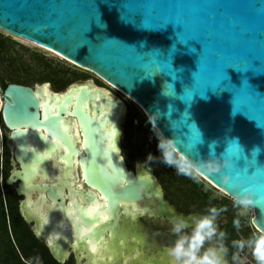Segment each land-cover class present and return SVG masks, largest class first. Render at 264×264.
Masks as SVG:
<instances>
[{
    "label": "water",
    "instance_id": "1",
    "mask_svg": "<svg viewBox=\"0 0 264 264\" xmlns=\"http://www.w3.org/2000/svg\"><path fill=\"white\" fill-rule=\"evenodd\" d=\"M0 29L90 69L148 117L158 112L154 125L193 161L231 158L229 184L203 177L230 197L241 180L254 188L251 220L264 230V0H0ZM0 93L6 183L57 260L75 238L78 258L90 256L86 243L110 229L97 221L121 205L143 201L169 221L204 214L179 212L152 173L127 167L128 105L93 78L63 91L15 81Z\"/></svg>",
    "mask_w": 264,
    "mask_h": 264
},
{
    "label": "rangeland",
    "instance_id": "2",
    "mask_svg": "<svg viewBox=\"0 0 264 264\" xmlns=\"http://www.w3.org/2000/svg\"><path fill=\"white\" fill-rule=\"evenodd\" d=\"M0 39L4 41L5 44V51L0 60V89H3L2 78L7 80L10 77H14L15 79L17 77L20 78V81L13 80L12 82L16 81L29 85L40 84L47 81L50 82L53 89L56 91H63L66 86L73 81L93 78L99 85L109 88L128 104L129 110L122 136V154L126 163L130 164L132 168L136 163L147 162L152 164L151 166L157 169L155 171L159 172L163 184L170 192L171 196L177 199L180 205L188 207L190 210L200 209V211L205 212L210 206L219 208L223 203L228 201L227 203H230L233 207L231 211L234 214L237 213V209L233 206L231 197L224 191L213 186L207 179L202 177L198 180H194L191 177L185 178L184 175L178 174L174 167H169L161 162L159 159L161 157V151L158 148L159 139L157 136V134H160V131L154 123L153 129L150 119L143 107L132 98L109 85L88 68L75 64L70 59L47 47L17 37L2 29H0ZM0 96L2 97L1 93ZM5 130L6 127L2 119V114L0 113V147L2 150L0 155V199L4 202L7 228L9 236L13 239V219L8 193L9 191L15 190L16 184L10 185V189L3 186L4 177L8 176L12 169L10 162L12 154L5 143ZM150 155L156 159L149 161L148 158ZM197 181L202 183V191H199L196 195H192V191H194L193 183ZM186 190L190 191L191 195H187V193L183 194ZM22 198V196L18 195L14 200L13 195H10L11 201H15L20 212V201ZM235 217L237 218V215H235ZM251 218L252 211L249 212L247 217H242V219H240L243 226L239 232L237 231L239 238L248 237L245 233L251 235L253 231L257 230ZM109 225V227H112L113 224L110 223ZM1 232L2 230L0 233ZM120 233L122 234L121 231ZM7 239L8 235H3V244ZM112 245L117 247V256H121L123 250L119 249L116 238L112 239ZM245 255H247L245 264H254L250 255L242 253V256ZM102 256L100 255L99 259L102 258V260H104ZM154 261H156L155 258ZM165 264H168V261L165 262Z\"/></svg>",
    "mask_w": 264,
    "mask_h": 264
},
{
    "label": "clouds",
    "instance_id": "3",
    "mask_svg": "<svg viewBox=\"0 0 264 264\" xmlns=\"http://www.w3.org/2000/svg\"><path fill=\"white\" fill-rule=\"evenodd\" d=\"M150 117L153 126V120ZM157 136L158 148L161 151L159 159L167 166L174 167L178 174L189 176L194 180L205 175L222 174L224 184L227 185L232 181L231 173L224 171L226 168H235L231 158L193 161L189 156L178 151L176 138H166L161 132ZM148 159L152 161L156 158L150 155ZM250 178L259 182V178L255 175ZM237 187L238 190L231 196V200L237 209L234 227L239 232L240 217L248 215L250 210L256 208L257 200L255 189L246 187L245 181H239ZM224 211H226L224 207L210 206L204 214L193 216L190 220L183 216L171 219L170 232L174 240L167 247V253L172 264H245L247 255L242 256V253L250 255L254 264H264V230H256L248 237L231 240L232 251L229 259L227 233L220 230L218 224V218ZM36 264H39L38 257Z\"/></svg>",
    "mask_w": 264,
    "mask_h": 264
},
{
    "label": "flooded vegetation",
    "instance_id": "4",
    "mask_svg": "<svg viewBox=\"0 0 264 264\" xmlns=\"http://www.w3.org/2000/svg\"><path fill=\"white\" fill-rule=\"evenodd\" d=\"M51 87L53 88L52 85ZM126 164L127 167L133 170L135 173H137L141 169L152 173V175H154L157 178L158 182L161 184L165 194V198L171 204H173L179 212H182L184 214H189L191 212L205 213L200 211V209L190 210L188 207L180 205L177 202V199L173 198L170 192L165 188L159 172L155 171L157 169H155V167H152V164L147 162L136 163L133 168L130 164ZM184 176L185 178L189 177L186 175ZM201 184L202 183L198 181L193 183L194 191H192V195H196L199 191H202ZM185 193H187V195H191V192L188 190H186L183 194ZM227 202L223 203L222 206H220L226 208V211L220 214L218 218V224L220 230L226 231V243L231 250V240L234 239L233 228L236 214L231 211L233 207L230 203ZM143 205V201L137 202V204L134 206L130 204L126 208L121 205L120 208L116 211V215L113 214V212L108 211L104 216H102L99 221H97V223L99 224L101 222L103 223L105 221H108L113 225L112 227H110V229L107 230L105 235L101 237L102 239L100 241L94 243H86L87 245H89L87 247L89 249L90 256H88V253L84 251V249H82V252L79 254L81 258H78L76 248L79 244L77 242L78 239L75 238L71 240L72 245L68 246L67 257L63 261H58L62 264H165V262L167 261L168 264H172L171 258L167 253V247L174 240V236L170 232V221L165 217L143 211V209H141ZM105 217H107V219H105ZM240 219H242V217H240ZM28 224H30L29 227L32 233L46 245V247L52 254L50 247L51 239L47 236L43 238L39 237L35 231L34 222H29ZM242 226L243 225L241 224L240 229H242ZM120 231L122 232V234L120 233ZM113 238L117 239L119 249L123 250L121 256L119 257L117 256V247H114L112 245ZM91 244H96L98 246L97 252L94 253L91 250ZM100 255H103L102 257H104V260H102V258L99 259ZM154 258L156 259V261H154Z\"/></svg>",
    "mask_w": 264,
    "mask_h": 264
},
{
    "label": "trees",
    "instance_id": "5",
    "mask_svg": "<svg viewBox=\"0 0 264 264\" xmlns=\"http://www.w3.org/2000/svg\"><path fill=\"white\" fill-rule=\"evenodd\" d=\"M5 51L4 41L0 39V60L2 59L3 52ZM1 76V73H0ZM13 80L20 81V78L10 77L9 79L2 78L3 89L9 82ZM8 176L3 179V186L10 189V185L6 183ZM13 195L14 200L17 198L15 190L9 191L8 199L13 221V239L9 236L7 220L4 210V202L0 199V264H36V258H39V264H62L56 260L46 245L40 241L31 231L28 222L24 219L18 209V205L14 200L11 201L10 195ZM7 234L8 239L6 242L2 241L3 235ZM234 239H238L237 229L233 228ZM246 236L250 234L245 233ZM230 250V256H231Z\"/></svg>",
    "mask_w": 264,
    "mask_h": 264
},
{
    "label": "bare ground",
    "instance_id": "6",
    "mask_svg": "<svg viewBox=\"0 0 264 264\" xmlns=\"http://www.w3.org/2000/svg\"><path fill=\"white\" fill-rule=\"evenodd\" d=\"M90 70V69H89ZM91 71V70H90ZM93 72V71H92ZM96 74V73H95ZM97 75V74H96ZM99 76V75H97ZM100 77V76H99ZM101 78V77H100ZM103 79V78H102ZM105 82H107L109 85L113 86L114 88H116L113 84H111L109 81L103 79ZM2 106H3V98L0 96V113L2 114ZM95 206L97 205H94V206H91V209H93ZM91 250L93 251V248H95L96 250L93 251L94 253L98 251V246L96 244H91Z\"/></svg>",
    "mask_w": 264,
    "mask_h": 264
},
{
    "label": "snow or ice",
    "instance_id": "7",
    "mask_svg": "<svg viewBox=\"0 0 264 264\" xmlns=\"http://www.w3.org/2000/svg\"><path fill=\"white\" fill-rule=\"evenodd\" d=\"M67 131V130H66ZM76 135H79V131L77 130L76 131ZM101 200H103V197H101ZM107 205H106V203L104 204V207H106ZM97 207H99V205H97V206H95L92 210H91V212L92 213H94L95 211H96V208ZM91 214V213H90ZM105 219H107V217H105ZM96 249L95 248H93V251H95Z\"/></svg>",
    "mask_w": 264,
    "mask_h": 264
}]
</instances>
